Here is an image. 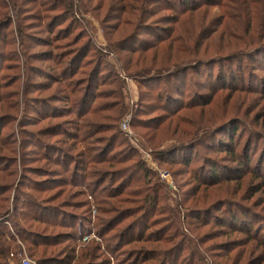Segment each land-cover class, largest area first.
<instances>
[{"label":"rangeland","instance_id":"rangeland-1","mask_svg":"<svg viewBox=\"0 0 264 264\" xmlns=\"http://www.w3.org/2000/svg\"><path fill=\"white\" fill-rule=\"evenodd\" d=\"M101 1L0 0V184L9 187L6 195H10V202H13L14 196L21 199L32 193L34 188L42 190L40 194L33 192L34 199L47 207V211H63L64 223L75 221L77 229L80 222L90 231L87 235L89 240L100 243L101 251H105V241H109V238L98 236L100 220L115 217L122 221L125 212L104 215L102 211L107 209L106 206L96 204V199L100 201L98 194L93 196L91 190L87 189L88 186L92 189L94 180L89 178L84 182L81 179L87 172H105L104 169L108 167L107 164H90V160L78 154L82 151L85 153L84 147L88 145L91 157L98 159L107 157L119 161L131 157L132 160L114 169L131 167L137 172L134 181L140 177L144 179L146 174L148 179L157 181L161 188L158 206L175 210L177 219L169 220L171 214L163 210L153 218V221H159L154 230L162 227L167 230L169 226L182 228L180 231L185 235L181 238L179 232L174 240L183 245L178 264L202 262L191 256L194 246L204 257L202 264H262V261L264 264V187L258 185L264 171L251 170L241 189L237 182L217 187L199 185L200 178L210 179V163H218V167L233 163V158L227 152L214 148L221 142L218 140H226L228 138L224 135H229L216 134L224 124L220 122L222 106L194 105L195 108L192 107L190 111H181L180 121L174 119V122L168 123L156 134L157 139L153 142L148 141L153 133L139 125V121L149 123L164 115L160 107L166 106L170 112L192 98L193 103L199 102L202 94L205 97L201 100L205 102L211 76H217L221 70H237L240 74V63L248 64L250 72L257 76H250L249 82L243 84L248 87L247 91L237 94L226 91L228 96L223 103H230L235 109L228 112L227 117L236 115L241 120L243 139L253 136L258 141L256 145L251 143V151L257 150L252 166L257 165L259 159L264 162V138L260 139L261 136L257 135L264 132V93L260 92V87L252 88L260 84V80L255 78H264V62H251L247 58L236 60L233 59L235 54L199 59L198 65L211 66H198L196 73L195 64L192 63L186 69L193 70L182 74L187 77L185 87L180 82H175L173 86V80L166 82V76L158 74L156 67L148 68L144 74L139 66H135L142 46L153 45L157 34L164 33V29L172 25V22L168 24L172 18L167 16L172 14L160 11L157 0H149L143 8L137 2L140 0H127L124 3L119 0ZM65 3L72 7L66 9L63 7ZM130 8L136 11L131 12ZM230 11L225 15L221 8L207 9L210 20L217 18L222 19L220 23H226L231 16L240 17L245 21L246 31L256 29V16L249 18L238 10H233L230 16ZM20 28L22 32L18 33ZM232 35L238 37L240 33L233 31ZM173 37L180 41L189 39L187 33L182 32L174 33ZM207 43L203 36L197 45L205 48ZM194 44L189 42L187 47L195 50ZM121 47L137 49L138 53L130 54L120 50ZM75 49H80L81 53ZM259 50L260 47H257L250 53ZM121 57L123 61L133 58V62L128 64L131 67L129 70L124 62H120ZM144 57L150 65L152 52ZM214 63L217 64L214 66ZM258 65L262 68L256 69ZM163 85L169 86V92L163 90ZM178 89L181 91L178 92ZM232 95L233 99L230 100ZM213 115L216 127L209 131L208 121ZM212 138V143H209ZM159 145L174 152L179 149L177 157L184 153L194 155L189 165L164 164L156 161L153 154V146ZM135 161H139L138 165L133 164ZM84 166H89L87 172L83 171ZM237 171L241 175L244 170L241 167ZM106 172L105 177L109 175ZM195 175L200 178L196 180ZM109 179L99 189L110 187ZM121 181L122 178H115L116 184ZM65 183H73L74 186H66ZM42 184L44 188H41ZM71 192L76 196L71 197ZM84 204L88 205L84 207ZM124 205L132 207L134 203ZM216 207L222 210L216 212ZM240 207L248 208L255 219L248 247L243 244L247 236L240 233L223 236L222 229L228 231L229 228H223V219L215 220L216 217H223L226 209L236 210ZM71 215L75 218H71ZM199 215L203 220H200L201 228L197 227L195 219ZM7 219H10L9 215H0V229L8 230L13 236L25 233L31 236L36 229L44 232L43 228L32 229L23 221H19L20 228L17 229L8 224ZM88 221L89 225L86 223ZM144 221L145 216L141 212L135 217L126 216L111 232L112 235L119 229H124V233L130 231L121 242L124 244L121 246L123 250L130 254L128 258H138L132 255L134 244L127 242L142 235ZM53 231L64 233L71 230H49ZM146 233H150V230ZM170 233L168 231L167 235ZM257 236L262 237L263 241L253 240ZM19 243L22 251L12 249L6 264H19L24 257L35 263L27 247ZM218 245H224L221 252L217 250ZM228 245L234 247L230 256L224 252ZM109 258L112 264L117 263V259Z\"/></svg>","mask_w":264,"mask_h":264},{"label":"trees","instance_id":"trees-1","mask_svg":"<svg viewBox=\"0 0 264 264\" xmlns=\"http://www.w3.org/2000/svg\"><path fill=\"white\" fill-rule=\"evenodd\" d=\"M11 1L13 2V0H9V2ZM119 1L124 3L127 0ZM102 2H105V0H102L101 3ZM137 2L140 3L141 8H143L147 5L149 0H140ZM157 4L159 5L160 11H167L172 14L167 15L169 18H172L171 21L168 22V24L172 22V25H169L168 28L164 29V33L157 34L156 41L153 45L142 46V49L139 52L141 53L139 61H137V64L135 65L141 68L140 72L145 74L148 68L156 67L158 74L166 76V82L169 83L170 80H173V86H175V82H180L182 86L185 87L187 77L183 76L182 74L187 72L188 69L186 68L190 67L192 63L195 64V71L197 70L198 66H211L198 65L199 59H207L213 56L226 57V55L235 54L236 57L233 59L236 60H245L247 58L251 62H264V0H250V3L248 0H157ZM63 7L69 10L72 6L69 3H65ZM210 7L221 8L225 15L227 14L228 10H231L230 16L233 14V10L241 11L242 14L248 15L249 18H254L256 16V29L246 31L245 21L240 17L231 16L230 20L226 23H220L222 19L217 18L210 20L207 13V9ZM129 11L135 12L136 10L130 8ZM233 31L239 32L240 36L234 37L232 35ZM21 32V28L18 29V33ZM181 32L187 33L189 39L186 41H180L177 37H173L174 33L177 34ZM203 36H205V41L208 43L205 48H199L197 42ZM189 42L195 43V50L193 48L187 47ZM257 47H260V50L256 51L254 54H251L250 52L252 49ZM75 50L76 52L78 51L79 54L81 53L80 49ZM120 50L127 51L130 54L138 53L137 49L127 50L125 47H121ZM151 52L152 59L149 65L147 63L148 59H145L144 56L146 54H151ZM80 58H82V56ZM120 62H124L125 68L129 70L131 67H129L128 64L133 62V58L129 61L128 59L123 61V58L121 57ZM141 64H143V66ZM216 64L217 63H214V66ZM249 67L250 66L248 64L243 65V63H240V74L237 70H221L217 76H211L207 85V91L209 92V95L205 102H202L201 100L205 97L204 94H202L200 95L199 102L193 103L192 98L188 103L181 104V107L171 110L170 112H168L166 106L160 107V110L165 112L164 115L153 119L149 123H143L140 121V124L138 123L153 133V135L148 139V141L153 142V140L157 139L156 134H158L163 127L167 126L168 123L170 124L171 122H174V119L180 121L179 114L181 111H190L193 109L192 107H194V105L195 107L204 105L208 107L213 104L221 105L223 108L221 107L220 109V122L224 124H220L222 125L220 127L221 129L219 128L218 131H216V134L221 135L222 133H227L229 135H224L228 138L226 140H218L221 142L217 143L218 147L214 148H220L219 150L221 152H227V155L231 159L233 158V163L231 166L224 163V165H221L222 167H218V163H210L211 168L208 171L210 179H202L198 175L194 176L196 180L200 178L198 181L200 182L199 185L201 186L217 187L228 182H237L241 189L243 183L245 182L246 176L251 173V170L259 172L264 171V162H261L260 159L257 165L252 166V159L256 156L257 150L255 149L251 151V143L253 142L256 145L258 141L253 136H247V138L243 139L244 135L241 136L242 133L240 130L241 120L238 119L236 115L231 116V120H228L229 117H227L228 112H234L235 109L230 106V103L227 105L223 103V100L228 96L225 93L226 91L233 92L232 94L247 91L246 88L248 87H244L243 84L249 82L250 76H257L254 72H250ZM260 68L262 67H259V65L256 67V69ZM189 70L193 69L190 68ZM255 80H260V84L256 85V87H252L253 90L257 89V87H260V92L264 93V78H255ZM163 90L169 92V86L163 85ZM180 91L181 89H178V92ZM232 99L233 95L230 100ZM214 119V115L210 116L208 121L209 131L216 127ZM45 134L47 135V133ZM166 134L168 135L169 132L167 131ZM257 135L261 136L260 139L264 138V132L257 133ZM248 139L250 142H248ZM212 141L213 138L208 142L212 143ZM162 147L161 145L158 147L153 146L155 150L158 149L157 151L154 150L153 154L156 155V161L159 160L164 164L188 163L189 165L190 160L194 155L193 153H190L189 155L184 153L182 156L177 157L176 154L179 149H176L174 152ZM84 149L85 153L82 151L78 154L84 156L86 160H90V164L108 165V167L104 169L108 171L109 174L106 177L104 176V173H107L106 171H95L90 173L87 172L89 166L82 167L83 171L87 173L86 175L82 176L81 179L84 182L89 180V178L94 180L92 189H90V186H88L87 189H89V191L91 190L90 192L93 196L98 194V199L100 201L96 199V204H104L107 208L102 211V213L107 216L111 212L123 211L125 212V217H135L136 214L141 212V214L145 216V227L142 235L137 239H128L127 242L129 244H134L135 251L132 255L135 257L137 256L138 258H128V255H130L129 252L124 251L123 247H121L124 245L121 244V242L123 243V239L128 233H130V231L124 233V229H119L111 235V232L114 230V228L120 225L125 217L122 219V221L121 219L119 220V218L115 217H108L105 220H100L101 227L97 232L98 236L100 238L108 236L109 238V241H105V251H107L105 253V251H101L102 245L95 242L94 239L93 241L88 240V243H85L83 239L90 233V231L85 229L84 225H81L79 222V225L77 226L78 228L76 229L74 225L76 224L75 221V223L71 221L73 224L71 222L68 223L67 221L64 223L62 217H65V213L63 211H47V207H44L43 204L34 199L35 195L33 194H40L42 193V190L34 188V193L32 192L24 195L21 199L14 196L13 202H10V195H6L10 190L9 187L0 184V215L10 216V219L5 221L17 229L20 228L19 221H23L32 229L40 227L43 228L44 231L40 232L39 229H36V231H34L31 236H29L27 233L22 236L21 234L13 236L8 230L0 229V264H6L7 258L9 257L12 249H15L19 252L22 251L21 246L18 245L19 242L27 247L28 254L35 260V264H112L109 256L117 259L116 264H178L182 257L183 245H181V243H175L174 240H176L178 233H181L180 229L182 230V228H172V226H169L167 230L164 227L154 230L155 226L158 224L157 222L159 221H153V218L155 215L160 214L163 210L164 213L166 212L169 213V215L171 214L168 218L169 220L173 219L175 221V219H177L174 214L175 210L169 208L164 209L163 206H158L159 200L161 198L159 193L161 188L158 186L157 181L154 182L153 179H148V174H146L144 179L140 177L134 181V175L137 172L135 173V170L131 167L114 169L115 166L124 165L129 160H132V158L129 156L125 157V159L121 158L119 161H115V158L107 157L104 159H98V157H91V149L88 148V145L84 147ZM138 163L139 161H135L133 164L138 165ZM241 167L244 171L241 173V175H239V173L237 174V172H239L237 170H241ZM147 171L145 173H147ZM108 177H110L108 185L110 187L99 189L100 186L106 182ZM116 177L122 178V181L118 184L115 182ZM259 179L261 181L258 183V185L263 188L264 176L261 175ZM68 184L69 186H74L73 183H65L66 186ZM35 185H33V187H36ZM41 188H44L43 184ZM98 190L100 191L98 192ZM70 194L71 197L76 196V193L71 192ZM127 202H133L134 205H132V207H126L124 204ZM87 205L88 204H84V207ZM97 210L99 211L100 209ZM215 210L216 212H220L222 209L221 207H216ZM222 215H224V218L219 216L216 217L217 219L215 220L221 221L223 219L225 222L223 228L228 226V231L222 229L223 236L228 237L234 233L243 234L247 236V240L243 244L244 246L248 247V244L252 239L250 237L252 236L251 232L255 223V219L251 216L248 208L240 207V209L236 210L226 209ZM71 216V218H75L73 215ZM200 217L201 215L195 217L198 228H201L199 225H201V221H203ZM86 223L89 225L90 221ZM56 228H66L70 229L71 231L64 233H58L56 231L49 232L50 229ZM149 230L150 233H146ZM168 231H171L169 235H167ZM180 235L182 238V236L185 234L183 232ZM258 239L263 241V238L260 236L254 237L253 240L258 241ZM199 242L201 244L203 243V241ZM218 246L220 247L217 250L221 252L224 245ZM61 247L62 249H59ZM225 248L226 249H224V252L230 256L234 247L228 245ZM252 250L253 249H251V251ZM118 251L120 253H117ZM117 256H122L124 259L120 260ZM191 256H193L194 260L198 259V262L200 260L202 261L201 263L197 264L204 263V257L200 252L197 251L196 246H194V254L191 253ZM191 256L189 258H191ZM96 260H99V263H96ZM181 264L189 263L183 262Z\"/></svg>","mask_w":264,"mask_h":264},{"label":"built area","instance_id":"built-area-1","mask_svg":"<svg viewBox=\"0 0 264 264\" xmlns=\"http://www.w3.org/2000/svg\"><path fill=\"white\" fill-rule=\"evenodd\" d=\"M83 240L88 241L89 237L86 236ZM19 264H35V263L30 258L24 257V258H21V260L19 261Z\"/></svg>","mask_w":264,"mask_h":264}]
</instances>
